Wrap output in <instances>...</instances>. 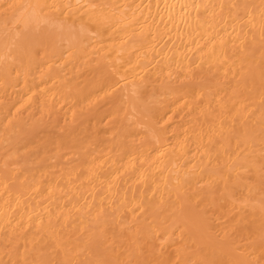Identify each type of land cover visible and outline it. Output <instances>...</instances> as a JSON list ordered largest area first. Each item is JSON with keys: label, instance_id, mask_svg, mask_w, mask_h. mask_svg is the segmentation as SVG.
<instances>
[{"label": "bare ground", "instance_id": "1", "mask_svg": "<svg viewBox=\"0 0 264 264\" xmlns=\"http://www.w3.org/2000/svg\"><path fill=\"white\" fill-rule=\"evenodd\" d=\"M0 264H264V0H0Z\"/></svg>", "mask_w": 264, "mask_h": 264}]
</instances>
